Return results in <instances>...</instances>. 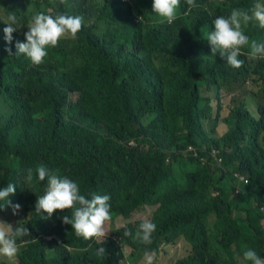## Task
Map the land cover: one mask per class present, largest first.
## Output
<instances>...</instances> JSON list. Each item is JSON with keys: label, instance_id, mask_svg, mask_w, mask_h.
<instances>
[{"label": "trees", "instance_id": "1", "mask_svg": "<svg viewBox=\"0 0 264 264\" xmlns=\"http://www.w3.org/2000/svg\"><path fill=\"white\" fill-rule=\"evenodd\" d=\"M19 1L0 0V187L14 184L9 200L22 206L13 215L5 205L0 216L31 233L18 240L17 264H141L146 251L158 254L179 239L190 249L175 264H250L246 249L264 259V59H247L246 46L243 65L231 67L206 40L217 16L233 8L251 14L264 0H195L191 9L181 0L172 24L160 22L152 0H33L38 13L84 18L76 53L59 42L38 66L5 51L15 53L35 14ZM10 12L25 29L7 44ZM244 33L264 42L255 20ZM248 86L256 88L248 92L260 100L258 115L234 99L223 115L224 93ZM220 124L227 129L218 135ZM41 164L86 197L109 195L112 219L133 234L141 219L131 215L154 208L153 243L134 242L119 226L98 257L100 244L62 223L71 210L40 218L34 205L47 181L28 189L24 178Z\"/></svg>", "mask_w": 264, "mask_h": 264}, {"label": "clouds", "instance_id": "2", "mask_svg": "<svg viewBox=\"0 0 264 264\" xmlns=\"http://www.w3.org/2000/svg\"><path fill=\"white\" fill-rule=\"evenodd\" d=\"M50 2L55 6L57 0H50ZM185 2L190 9L197 7L195 0H185ZM180 3L181 0H152L151 11L161 23L172 24L178 18L177 8ZM59 4L67 5V0H59ZM140 19L141 16L138 17L139 21ZM253 20L258 22L260 28H264V3H257L251 14L247 10L233 8L228 16H217L212 21L213 29L206 36L211 53L214 56L218 53L229 66L235 68L243 65L244 60L239 59V56L242 54L241 49L246 46L250 49L247 59H264V42H258L255 39L250 41L244 33V29ZM3 23L5 24L3 39L7 44H11L13 33L23 24L14 12L7 14ZM83 24L84 18L80 15L35 13L27 24L28 30L23 33L24 40L15 42V53L13 54L10 47H6L5 51L9 55H24L32 65L38 66L48 55V48H55L64 38L75 40ZM24 179L28 189L34 182L47 181L43 195L36 197L34 205V212L40 218H51L57 210L61 212L71 210V216L61 217L62 223L71 225L76 237L100 244L101 246L96 249V255L106 256V250L102 245L111 231L108 227L112 220L109 195L90 192L88 194L90 198H88L81 194L77 182L67 176L61 177L51 172L43 164L35 169L28 168ZM15 192L16 186L12 183L7 184L6 187H0V202H2L0 210L8 205L13 215H19L22 206L19 203L13 204L9 200L10 194ZM121 227L125 229L124 236L143 245L153 243V234L157 228L156 224L147 218L141 220L134 234L126 225L122 224ZM30 235L27 227H14L0 220V257L12 260L19 252L18 240ZM47 239L50 241L52 237ZM154 260L155 254L146 251L144 264H154ZM243 260L250 264H264V259L252 249H246L243 252Z\"/></svg>", "mask_w": 264, "mask_h": 264}, {"label": "rangeland", "instance_id": "3", "mask_svg": "<svg viewBox=\"0 0 264 264\" xmlns=\"http://www.w3.org/2000/svg\"><path fill=\"white\" fill-rule=\"evenodd\" d=\"M33 0H20L18 3V8L25 10L27 13L32 12V13H38V9H36L33 5ZM33 16V15H32ZM25 27L22 25L20 28H18V31L20 34L23 33ZM28 30V28H27ZM60 43L63 44V46L66 47L67 50H69L71 53L75 54L76 53V46H75V40L71 39V38H64L60 40ZM250 89H255V87L253 86H248L247 92L243 93V92H236V93H229L226 94L228 92L224 93L223 96V100L222 103L224 104V111H223V115H226L228 110L227 107L230 103H232V99H234V101H245L246 102V106L247 109L251 112V114L256 117L258 115V102L260 100H257L255 97H253L251 95L250 92H248ZM262 99V98H261ZM220 124L217 128L218 131V135H220L221 133H223V131L225 129H227L226 125H223L224 127L221 128ZM211 124L208 123L207 124V128L210 130L211 129ZM152 207H146L144 209H138L136 210L132 215H131V220H139V219H150L151 214L153 212ZM3 218L0 216V220H2ZM125 223V220H122L121 218H117V219H112L108 225V227L111 228V231H109V233L107 234V236L109 234H111L116 228H118L119 226H121L122 224ZM190 246L189 244L185 243L184 239H179L176 242L173 243H169V244H164L163 246H161L160 248V252L158 254H155V260H154V264H175L176 261L180 258H182L183 256L187 255L189 252ZM124 252L125 255L127 254L126 249L124 248ZM0 260L4 261L7 264H17V258L14 257L12 260H9L5 257H0ZM139 262L141 264H144V255L139 259ZM120 264H132L131 262L128 263L127 259L123 260ZM240 264V262H239Z\"/></svg>", "mask_w": 264, "mask_h": 264}, {"label": "built area", "instance_id": "4", "mask_svg": "<svg viewBox=\"0 0 264 264\" xmlns=\"http://www.w3.org/2000/svg\"><path fill=\"white\" fill-rule=\"evenodd\" d=\"M241 180H242V182H244V183H248V179H246V178H244V177H241ZM241 190V188L240 189H238L237 188V193L239 192ZM262 211L264 212V209H262Z\"/></svg>", "mask_w": 264, "mask_h": 264}]
</instances>
